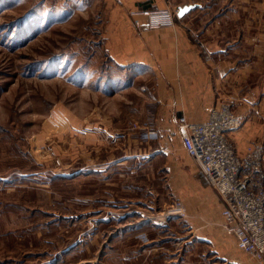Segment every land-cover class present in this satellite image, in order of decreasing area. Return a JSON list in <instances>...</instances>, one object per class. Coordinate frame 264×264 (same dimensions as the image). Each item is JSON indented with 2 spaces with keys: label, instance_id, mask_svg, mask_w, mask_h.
I'll use <instances>...</instances> for the list:
<instances>
[{
  "label": "rangeland",
  "instance_id": "1",
  "mask_svg": "<svg viewBox=\"0 0 264 264\" xmlns=\"http://www.w3.org/2000/svg\"><path fill=\"white\" fill-rule=\"evenodd\" d=\"M105 6L0 0V264H87L98 253L99 264L114 263L122 237H109L119 224L104 217L137 199L143 216L172 217L142 229L202 228L200 176L182 143L172 165L138 155L154 144L141 105L150 103L144 86L154 75L130 71L108 51ZM123 78L134 89H118Z\"/></svg>",
  "mask_w": 264,
  "mask_h": 264
},
{
  "label": "crops",
  "instance_id": "2",
  "mask_svg": "<svg viewBox=\"0 0 264 264\" xmlns=\"http://www.w3.org/2000/svg\"><path fill=\"white\" fill-rule=\"evenodd\" d=\"M104 3L103 30L108 51L121 66L132 67L130 71L142 73L144 78L154 75L157 80V92L149 95L150 103L141 104L149 109L147 125L153 127L143 134L154 144L149 145L148 152L135 154L149 159L161 156L174 164L173 159L179 158V153L173 146L182 143L181 115L191 121H203L212 107L222 102L230 103L244 116L242 127L229 133L236 150L244 153L250 144L264 146V0H104ZM186 4L195 7L179 16L178 7ZM167 7L176 9L174 26L149 27L148 17L142 12ZM117 83L123 91L134 89L128 80ZM139 114L140 119H145L143 110ZM176 164L188 170L186 161ZM195 164L200 176L196 185L202 191L196 218L203 223L202 228L198 224L191 225L190 230L187 225L181 231L142 229L143 222L158 225L161 221L168 225L172 217L150 219L134 206L141 205V200H132L128 209L131 213L127 210L113 215L111 211L104 217L107 222L117 218L119 224L109 237H122L117 245L116 262L111 264H261L240 250L236 236L224 229V198ZM166 168L171 175L172 167ZM99 172L102 170L95 173ZM59 253H55L52 261L59 258ZM101 258L98 253L86 261L99 264Z\"/></svg>",
  "mask_w": 264,
  "mask_h": 264
},
{
  "label": "built area",
  "instance_id": "3",
  "mask_svg": "<svg viewBox=\"0 0 264 264\" xmlns=\"http://www.w3.org/2000/svg\"><path fill=\"white\" fill-rule=\"evenodd\" d=\"M153 27L175 24L170 8L145 12ZM144 88L152 95L157 81ZM244 124V116L228 102L215 104L203 121L179 118L182 144L210 184L223 196V227L236 236L237 246L258 263H264V146L250 144L244 153L233 146L229 133Z\"/></svg>",
  "mask_w": 264,
  "mask_h": 264
},
{
  "label": "water",
  "instance_id": "4",
  "mask_svg": "<svg viewBox=\"0 0 264 264\" xmlns=\"http://www.w3.org/2000/svg\"><path fill=\"white\" fill-rule=\"evenodd\" d=\"M194 7H195L194 4H186V5L179 6L178 7V15L183 16Z\"/></svg>",
  "mask_w": 264,
  "mask_h": 264
}]
</instances>
